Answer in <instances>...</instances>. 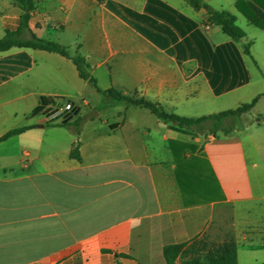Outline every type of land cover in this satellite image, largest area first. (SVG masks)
Wrapping results in <instances>:
<instances>
[{
	"label": "crops",
	"instance_id": "1",
	"mask_svg": "<svg viewBox=\"0 0 264 264\" xmlns=\"http://www.w3.org/2000/svg\"><path fill=\"white\" fill-rule=\"evenodd\" d=\"M34 1L32 32L87 57L101 90L190 118L259 99L244 125L206 135L148 108L102 107L61 54L0 52V138L33 126L0 141V264H165L166 245L202 237L264 264V29L238 0L203 1L261 31L247 43L206 29L187 0ZM21 14L0 0V38ZM68 103L83 117L80 161L74 128L47 125Z\"/></svg>",
	"mask_w": 264,
	"mask_h": 264
},
{
	"label": "trees",
	"instance_id": "2",
	"mask_svg": "<svg viewBox=\"0 0 264 264\" xmlns=\"http://www.w3.org/2000/svg\"><path fill=\"white\" fill-rule=\"evenodd\" d=\"M16 5L22 10L20 17V27L17 31H7L4 37L0 38V52L11 50L12 48H31L55 52L61 54L74 61L82 78L92 82L96 90L102 96V107L109 108L117 105H134L148 108L159 119L164 122H171L175 125L186 128L192 131L208 134H217L222 132L229 135L236 130L230 121L236 118L252 113L259 99L255 98L250 103H245L236 109L227 110L215 113L208 116L190 118L180 116L175 113L166 112L159 104L139 97L137 92L126 94L114 88L101 90L97 86L96 79L91 75V65L88 58L80 52L71 55L68 47L55 42L38 37L30 29V19L32 13L36 9L34 0H15ZM187 3L196 10L204 9L206 11L205 25L219 26L223 32L235 41H242L246 32L237 24V17L231 12L223 9H215L203 0H187ZM237 8L242 12L248 21L253 25L264 29V4L259 0H238ZM246 53H250V46H245ZM52 119L47 125H59L65 127H73L77 139L71 151V157L76 160H81L80 156V127L83 121L82 116H77L75 119L64 122L61 120L55 122ZM33 126H27L20 129L12 130L0 138L4 141L9 137L27 131ZM165 264H238L237 245L234 240H228L222 243L210 241L206 237L195 238L190 242L169 244L163 249Z\"/></svg>",
	"mask_w": 264,
	"mask_h": 264
},
{
	"label": "rangeland",
	"instance_id": "3",
	"mask_svg": "<svg viewBox=\"0 0 264 264\" xmlns=\"http://www.w3.org/2000/svg\"><path fill=\"white\" fill-rule=\"evenodd\" d=\"M236 16L238 17L237 24L241 28H243L246 31L247 35H248V38L246 39L245 43H247L251 39H254V37H257V36H255L254 33L255 32H261V31H259V29L255 28V27L249 25L247 23L246 19L243 16H241L239 14H236ZM70 53H71V55L75 54L73 52H70ZM250 115H251V112L241 116L240 118H236L233 121H230L229 125L231 124L235 128L240 127V126L244 125L248 121V118H250ZM210 241H213V240H210ZM216 243H221V242H216ZM178 264H182L181 261H179Z\"/></svg>",
	"mask_w": 264,
	"mask_h": 264
},
{
	"label": "built area",
	"instance_id": "4",
	"mask_svg": "<svg viewBox=\"0 0 264 264\" xmlns=\"http://www.w3.org/2000/svg\"><path fill=\"white\" fill-rule=\"evenodd\" d=\"M206 29H209L210 28V25H206L205 26ZM73 109V104L71 103H68L64 106L63 110L61 112H57L56 114L53 115V119H60V120H63L64 117L70 113Z\"/></svg>",
	"mask_w": 264,
	"mask_h": 264
},
{
	"label": "water",
	"instance_id": "5",
	"mask_svg": "<svg viewBox=\"0 0 264 264\" xmlns=\"http://www.w3.org/2000/svg\"><path fill=\"white\" fill-rule=\"evenodd\" d=\"M98 115V112L96 110H93V112H91L90 114L87 115V117H95ZM74 117V113L70 112L68 113L65 117H64V122L70 121L72 120Z\"/></svg>",
	"mask_w": 264,
	"mask_h": 264
}]
</instances>
